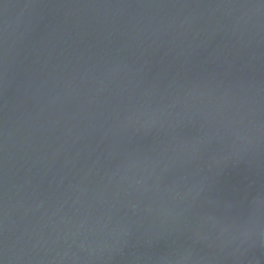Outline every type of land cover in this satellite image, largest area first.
Listing matches in <instances>:
<instances>
[{
	"label": "water",
	"instance_id": "obj_1",
	"mask_svg": "<svg viewBox=\"0 0 264 264\" xmlns=\"http://www.w3.org/2000/svg\"><path fill=\"white\" fill-rule=\"evenodd\" d=\"M0 264H264V0H0Z\"/></svg>",
	"mask_w": 264,
	"mask_h": 264
}]
</instances>
